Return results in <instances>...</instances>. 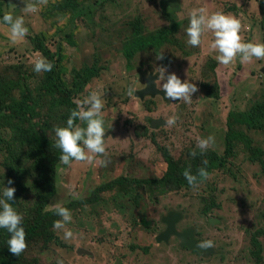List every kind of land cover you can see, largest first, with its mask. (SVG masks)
I'll return each mask as SVG.
<instances>
[{
    "label": "rangeland",
    "instance_id": "1",
    "mask_svg": "<svg viewBox=\"0 0 264 264\" xmlns=\"http://www.w3.org/2000/svg\"><path fill=\"white\" fill-rule=\"evenodd\" d=\"M49 1L55 0L38 5L36 13H25L24 6L36 0H0L3 16H22L28 28L22 41L12 43L9 26L0 22V84L24 85L33 112L31 122L55 148L54 130L62 126L64 111L41 90L43 74L33 70L35 54L40 52L32 41L43 35L49 52L55 57L62 54L63 78L67 81L73 69L94 63L100 69L99 77L83 91L77 90L72 99L82 100L93 91L103 94L106 156L101 158L107 165L58 164L57 194L45 212L54 211L50 206L57 203L68 208L72 222L66 228L77 238L65 241L63 232L52 226L45 231L56 236L50 244L45 245L40 235V239L26 241L24 264H264V158L263 162H251V149L258 150V146L264 150V125L239 129L247 140L232 155H227L225 146L229 113L248 111L254 104L264 103V60L241 63L237 58L235 64L224 67L216 60L218 53L209 49L212 33H205L199 47L190 46L186 34L190 12L204 7L209 14L220 11L240 19L244 42L264 43L260 0H76L81 13L75 17L48 8ZM140 24L144 35L176 28L159 49L148 48L128 63L123 45ZM160 54L164 59L156 58ZM211 61L216 63L214 72L207 67ZM149 67L158 75V68H166L165 76L175 73L182 82L195 84L198 92L193 94L192 103L159 96L141 101L129 97V87L137 91L144 88ZM164 82L158 79L157 88ZM215 85L219 97L209 93L208 88ZM6 97L9 94L0 87V99ZM11 97L18 99L19 90H13ZM172 115L179 119L167 127L165 121ZM151 121L164 123L154 128ZM29 127L17 119L7 125L0 119V198L4 187H14L18 201L12 204L23 220L32 217L43 175L42 165L28 158V153L34 154L37 149L32 138L20 129ZM209 136L215 142L201 153L197 141ZM161 148L180 163L193 157L205 162L211 150L230 157L224 167L212 171L195 189L162 191L135 183L136 188H130L133 183L127 182L110 192L97 191L119 177L161 178L167 170ZM194 151L196 155L192 156ZM185 153L190 156L185 158ZM181 168L189 170L185 164ZM9 179L12 185H8ZM170 212L183 215L178 231L192 230L198 244L213 241L212 252L181 247L176 237L158 243L157 237L166 229L163 219ZM143 220L151 224L146 226ZM253 237L262 244L259 262L252 256Z\"/></svg>",
    "mask_w": 264,
    "mask_h": 264
},
{
    "label": "trees",
    "instance_id": "2",
    "mask_svg": "<svg viewBox=\"0 0 264 264\" xmlns=\"http://www.w3.org/2000/svg\"><path fill=\"white\" fill-rule=\"evenodd\" d=\"M48 8L66 12L71 14L72 17L80 16L81 8L77 4L76 0H61L53 1L48 3ZM260 12L264 14V0H260ZM3 11L2 2H0V22H3ZM169 18V14H167ZM176 26H172L171 29L164 28L155 31L152 34L144 35L141 33L142 25L137 26V32L132 36V38L125 42L123 45V56L129 63L138 53L143 52L148 48L159 49L164 43H166L170 37L173 36V31ZM264 33V26H262ZM45 37L42 35L41 38H36L32 43L34 44V49L40 52L44 58L54 64L52 71L42 72L43 79L41 82L42 92L52 98V104L63 110L62 116V126H66V121L69 118L70 112L76 109L77 105L75 100L72 99L73 95L76 94L77 90L83 91V89L89 84L94 78L99 77L100 69L94 66V63L90 66H84L80 69H73L71 72V80L67 81L63 78L64 67L61 65L63 59L62 54L55 57L53 53L44 46ZM212 72L215 71L216 63L209 62L207 66ZM6 89V94L9 97L5 99H0V119L7 125V122L12 119H17L23 123L30 125L28 129L21 128V132L30 136L32 138L33 144L36 146V151L34 154L32 152L28 153V158L34 160L36 164H41L43 169V175L41 177V184L36 193V201L33 206V210L30 218L22 221V226L26 232V241H31L33 239H40L38 236H42L43 243L45 245L50 244L56 240V236L49 233L46 234V230L53 226V222L59 217L55 214V210L49 213L45 212V209L49 202L55 199L57 190L55 188L56 179V167L60 163L61 152L58 148H54L45 135L41 134L31 122V116L33 112L30 110L27 104L28 93L26 92L24 85L19 83L10 82L8 84L1 85ZM15 89L19 90V98L15 99L11 97V92ZM209 93H213V96L219 97V87L215 85L212 88H208ZM75 93V94H74ZM139 99V98H137ZM140 100V99H139ZM141 101V100H140ZM79 123V121H77ZM264 125V103L254 104L248 111L236 112L232 111L228 116L227 123V133L225 135V146L227 155H232L235 149L239 145L245 142L247 139L243 135L242 131L239 129H258L262 128ZM152 128V127H150ZM258 150L251 149V158L253 163L263 162L264 150L255 146ZM189 149L188 152H191ZM163 157L167 163L166 173L159 179L151 180H132L125 177H119L108 184L100 186L97 191L100 193L110 192L113 188H122L127 182L133 183L130 188H133L134 183L137 185H149L155 186L156 188L166 191L167 189H182L189 188V184L183 176L184 170L181 168V164H185L190 170L191 174L196 175L200 168H206L209 175L212 171L224 167L225 161L230 156H221L214 151H209L207 156V163L200 161L198 158H187L189 154L185 153V158H187L183 163L176 161L170 152L166 149L161 148ZM187 155V156H186ZM190 156V155H189ZM188 156V157H189ZM35 157V158H34ZM129 188V189H130ZM136 188V187H134ZM18 201L17 197L10 201L13 203ZM205 214L208 212L205 209ZM203 212V215H204ZM10 234L6 229H0V264H24L23 254L19 257L13 256L8 250L7 241L9 240ZM253 251L252 256L258 262L261 261L262 254V244L258 238L252 239ZM147 252V249H144ZM118 264H121L120 262Z\"/></svg>",
    "mask_w": 264,
    "mask_h": 264
},
{
    "label": "clouds",
    "instance_id": "3",
    "mask_svg": "<svg viewBox=\"0 0 264 264\" xmlns=\"http://www.w3.org/2000/svg\"><path fill=\"white\" fill-rule=\"evenodd\" d=\"M47 0H36L35 3L24 6L25 13H36L38 5H46ZM3 22L9 26L10 39L12 43L22 41L28 34V28L25 27L23 17L14 18L11 13L3 16ZM243 25L241 20L232 14H224L217 11L211 14L204 7L194 8L190 12L189 25L186 29L188 37L187 43L192 47H199L202 43V37L205 33H212L213 39L209 45L210 51L218 53L216 60L224 67H229L239 58L241 63H251L253 59L264 60V43L244 42L241 36ZM33 70L36 73L52 71L54 64L44 58L40 53L35 54ZM158 60L164 59L160 54L156 57ZM159 80L165 81L161 84L160 89L164 92V99L170 101H183L186 104L192 103V96L198 92L195 84L189 83L187 80L181 81L175 73L165 76L166 68H158ZM147 85H144L146 88ZM137 89L129 87L127 95L134 97ZM102 93L98 91L91 92L82 100L75 101L77 107L70 112L66 121V126L57 127L55 131L56 142L55 147L61 152L60 163L63 165H71L76 163H95L99 166H106L107 161L101 157L106 156L105 147V128L102 110L105 102L102 99ZM135 98V97H134ZM179 117L170 116L165 122L167 127L176 124ZM79 121L80 123H77ZM85 126H81V125ZM214 137L209 136L199 138L197 147L200 152L207 151L214 144ZM192 156L196 152L191 153ZM207 162L205 161V164ZM183 176L189 186L194 189L199 183L209 178L206 168H200L196 175L191 174L190 170H185ZM8 185H12L13 181L9 179ZM16 189L14 187H4L2 198H0V229H6L10 234L7 241L9 252L19 257L27 249L26 232L22 226L23 217L19 214L10 203L14 199ZM55 214L60 219L53 222L54 230L63 232V239L71 241L77 238L66 225L72 222V214L70 210L57 203L53 206ZM198 247L201 250H209L214 247L211 240L202 241ZM57 264H63L57 261Z\"/></svg>",
    "mask_w": 264,
    "mask_h": 264
},
{
    "label": "water",
    "instance_id": "4",
    "mask_svg": "<svg viewBox=\"0 0 264 264\" xmlns=\"http://www.w3.org/2000/svg\"><path fill=\"white\" fill-rule=\"evenodd\" d=\"M149 76L145 81V85H147L146 88H143L140 91L135 92L134 96L136 98H139L140 100H143L145 97L154 98L156 96L162 97L164 99V92L162 89H158L156 85V81L158 80V75L154 76V71L152 69H148ZM163 121L154 122L151 121V126L156 128L158 124H163ZM183 215L178 212H170L164 219L163 223L167 225V229L161 233L157 237V242H166L168 243L172 237H177L179 240H181V247L188 248L191 251H199L200 253H210L212 252L211 249L209 250H201L198 247V243L195 240V236L193 234V231L188 229L185 232H179L177 229L178 223L182 220ZM144 225L151 224L150 222H147L143 220ZM211 224H214V221H211Z\"/></svg>",
    "mask_w": 264,
    "mask_h": 264
},
{
    "label": "flooded vegetation",
    "instance_id": "5",
    "mask_svg": "<svg viewBox=\"0 0 264 264\" xmlns=\"http://www.w3.org/2000/svg\"><path fill=\"white\" fill-rule=\"evenodd\" d=\"M147 73L149 74V71H148ZM155 75H158V74H156V73L154 72V76H155ZM148 76H149V75H147V78H148ZM158 76H159V75H158ZM147 78H146V79H147ZM146 79H145V81H146ZM158 79H159V77H158ZM145 81H144V83H145ZM157 82H158V80L156 81V83H157ZM145 98H146V97H145ZM145 98H144V99H145ZM166 229H167V225H166ZM166 229H165V230H166ZM185 231H186V230H185ZM185 231H184V232H185ZM163 232H164V231H163ZM179 232H180V231H179ZM176 238H177V237H176ZM180 244H181V240H180ZM187 249H188V248H187ZM197 252H199V251H197ZM205 253H206V252H205ZM206 255H207V254H206Z\"/></svg>",
    "mask_w": 264,
    "mask_h": 264
}]
</instances>
